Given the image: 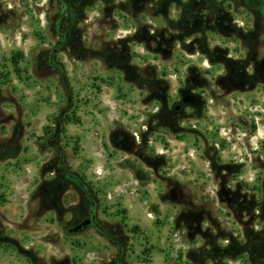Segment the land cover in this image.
I'll return each instance as SVG.
<instances>
[{
    "label": "rangeland",
    "instance_id": "1",
    "mask_svg": "<svg viewBox=\"0 0 264 264\" xmlns=\"http://www.w3.org/2000/svg\"><path fill=\"white\" fill-rule=\"evenodd\" d=\"M0 75V264H264V0H0Z\"/></svg>",
    "mask_w": 264,
    "mask_h": 264
},
{
    "label": "water",
    "instance_id": "2",
    "mask_svg": "<svg viewBox=\"0 0 264 264\" xmlns=\"http://www.w3.org/2000/svg\"><path fill=\"white\" fill-rule=\"evenodd\" d=\"M94 221V218H86L83 222H81L79 225L73 228V231H79L84 229L86 226H88L90 223Z\"/></svg>",
    "mask_w": 264,
    "mask_h": 264
},
{
    "label": "trees",
    "instance_id": "3",
    "mask_svg": "<svg viewBox=\"0 0 264 264\" xmlns=\"http://www.w3.org/2000/svg\"><path fill=\"white\" fill-rule=\"evenodd\" d=\"M2 75H0V81L2 80L1 77ZM259 232H261V233H264V225L262 226V228H261V230H259Z\"/></svg>",
    "mask_w": 264,
    "mask_h": 264
},
{
    "label": "flooded vegetation",
    "instance_id": "4",
    "mask_svg": "<svg viewBox=\"0 0 264 264\" xmlns=\"http://www.w3.org/2000/svg\"><path fill=\"white\" fill-rule=\"evenodd\" d=\"M91 214H92V216H91L90 218H95L94 215H93V212H92V211H91ZM94 221H95V219H94ZM94 221H93V222H94Z\"/></svg>",
    "mask_w": 264,
    "mask_h": 264
},
{
    "label": "built area",
    "instance_id": "5",
    "mask_svg": "<svg viewBox=\"0 0 264 264\" xmlns=\"http://www.w3.org/2000/svg\"><path fill=\"white\" fill-rule=\"evenodd\" d=\"M261 126H263V123H260Z\"/></svg>",
    "mask_w": 264,
    "mask_h": 264
}]
</instances>
